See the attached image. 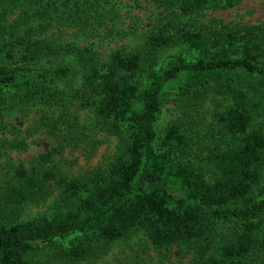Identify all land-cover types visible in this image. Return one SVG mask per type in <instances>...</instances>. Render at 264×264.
Here are the masks:
<instances>
[{"label":"trees","instance_id":"trees-1","mask_svg":"<svg viewBox=\"0 0 264 264\" xmlns=\"http://www.w3.org/2000/svg\"><path fill=\"white\" fill-rule=\"evenodd\" d=\"M152 1L162 12L156 31L102 60L52 34L89 24L93 0H0V132L11 136L0 138V159L26 151L38 130L54 140L29 165L8 169L0 264H45L34 258L46 251V264H76L135 231L158 249L182 246L192 264H264V21L201 20L241 0ZM177 46L196 59L177 55L161 66ZM66 53L81 67L77 86L68 85L72 65H47ZM168 87L195 105L212 99L206 147L181 120L158 136ZM31 107L39 114L27 130L6 122ZM85 108L95 129L117 139V154L104 169L68 177L54 163L86 136ZM54 195L53 213L24 219L26 205Z\"/></svg>","mask_w":264,"mask_h":264},{"label":"rangeland","instance_id":"rangeland-1","mask_svg":"<svg viewBox=\"0 0 264 264\" xmlns=\"http://www.w3.org/2000/svg\"><path fill=\"white\" fill-rule=\"evenodd\" d=\"M94 8L89 24L82 28L63 25L54 28V40L64 46L77 47L87 50L95 57L105 60L117 49L135 50L146 37L156 31L162 17L161 9L152 0H93ZM15 16V15H14ZM211 18L224 24L236 25L243 23H261L264 21V0H241L232 9H208L201 20ZM181 55L188 60H195L197 53L188 46H177L164 52L160 65L165 66L175 56ZM47 65L58 66L70 64L73 66L72 83L77 86L81 82L82 70L75 55L66 53L52 58ZM177 87H168L163 96V105L155 127L158 136L175 120L187 123L193 141L207 144V128L213 118L214 103L211 98L201 104H193L179 94ZM36 107L10 114L6 122L13 123L25 131L38 117ZM80 122L87 126L86 136L74 146L68 148L62 156L56 157L55 167L68 177L87 175L95 170L106 168L117 154V139L105 132L94 128V113L90 108L79 109ZM3 135L0 132V138ZM24 136V133H22ZM28 148L24 152L13 151L10 161L0 159V191L6 181V174L12 163L23 162L29 165L30 159L47 151L54 145V140L38 130L27 137ZM264 196V183L262 184ZM57 195L52 196L41 204H29L24 207L22 216L31 219L40 215L53 213ZM50 259L46 251L34 260L45 263ZM76 264H192V253H184L180 245L169 248H155L143 231H135L127 238H121L99 248L97 255Z\"/></svg>","mask_w":264,"mask_h":264}]
</instances>
